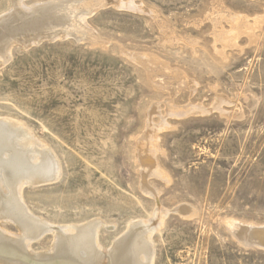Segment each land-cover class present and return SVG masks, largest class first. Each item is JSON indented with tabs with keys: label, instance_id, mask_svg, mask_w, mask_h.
<instances>
[{
	"label": "rangeland",
	"instance_id": "rangeland-1",
	"mask_svg": "<svg viewBox=\"0 0 264 264\" xmlns=\"http://www.w3.org/2000/svg\"><path fill=\"white\" fill-rule=\"evenodd\" d=\"M78 1V37L0 55V118L25 125L60 170L23 186L27 210L52 227L102 221L106 250L148 221L152 264H264V247L229 230L264 226V0Z\"/></svg>",
	"mask_w": 264,
	"mask_h": 264
},
{
	"label": "bare ground",
	"instance_id": "bare-ground-1",
	"mask_svg": "<svg viewBox=\"0 0 264 264\" xmlns=\"http://www.w3.org/2000/svg\"><path fill=\"white\" fill-rule=\"evenodd\" d=\"M13 2L12 10L0 15V55L4 58L9 56V48L14 43L26 46L44 39L78 37L84 32V19L89 8L78 0H56L47 5L30 7L22 6L19 0ZM57 172L59 166L55 158L34 139L25 125L6 117L0 118V220L14 222L20 231L18 235H13L0 228V263L152 264L154 245L151 234L155 228L148 221L132 222L128 230L106 250L98 239L99 228L103 225L100 220L52 227L32 215L22 199L23 186ZM184 208L187 207L181 209ZM229 230L237 236L243 232L242 243L264 247V226L233 222ZM48 231L55 235L52 249L33 252L31 243L41 239Z\"/></svg>",
	"mask_w": 264,
	"mask_h": 264
},
{
	"label": "water",
	"instance_id": "water-1",
	"mask_svg": "<svg viewBox=\"0 0 264 264\" xmlns=\"http://www.w3.org/2000/svg\"><path fill=\"white\" fill-rule=\"evenodd\" d=\"M49 40H51V39H49ZM29 46L30 45H26L24 47H29ZM9 59H10V56H7V57H5L4 61L7 62ZM59 177H60V170H59V172H57L55 175H53L51 177L42 178V180L40 179V181H36V180L30 181V182L26 183L25 185H40V184H45V183H51V182L58 180Z\"/></svg>",
	"mask_w": 264,
	"mask_h": 264
}]
</instances>
